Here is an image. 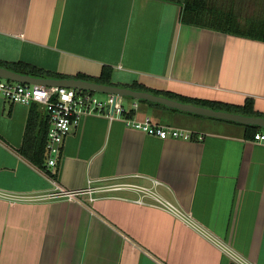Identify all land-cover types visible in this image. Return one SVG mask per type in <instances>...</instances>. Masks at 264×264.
I'll use <instances>...</instances> for the list:
<instances>
[{
  "label": "crops",
  "instance_id": "crops-1",
  "mask_svg": "<svg viewBox=\"0 0 264 264\" xmlns=\"http://www.w3.org/2000/svg\"><path fill=\"white\" fill-rule=\"evenodd\" d=\"M202 2L191 24L180 19L181 0H0V60L71 75L99 76L110 65L114 83L138 81L233 104L250 97L264 113V40L227 26H249L264 16H243L241 0ZM30 110L31 104L0 97L1 190L152 185L157 178L159 192L196 225L136 202L138 194L130 190L101 192L93 201L87 195L15 202L0 197V264L234 262L207 234L248 264H264V142L245 137L244 127L139 102L134 118L150 116L193 132L191 139H162L122 118L86 113L65 139L56 182L20 152ZM38 111L36 131L47 116L40 106Z\"/></svg>",
  "mask_w": 264,
  "mask_h": 264
},
{
  "label": "built area",
  "instance_id": "built-area-1",
  "mask_svg": "<svg viewBox=\"0 0 264 264\" xmlns=\"http://www.w3.org/2000/svg\"><path fill=\"white\" fill-rule=\"evenodd\" d=\"M0 97L12 103H37L45 110L50 123L46 146V164L53 169L57 167L62 156L66 137L78 125L80 117L86 113H102L110 119L122 118L126 125L162 139H191L193 137V132L189 130L156 123L150 116H145L142 119L127 116L125 114L127 111L125 100L127 98L121 95L107 93L106 98L102 99L96 92L86 89L78 91L75 87L23 83L0 77ZM132 108L134 110L139 108L137 100L132 104ZM252 140L264 142V131H257ZM55 181L57 182V180ZM55 184V188L52 191L44 193H16L0 189V197L15 202L56 198L73 200L80 198L82 195H87L88 200L93 201L96 198V194L101 192L109 193L130 190L138 194V198L135 199L136 202L160 206L183 218L188 223L196 225L174 202L165 198L159 192L158 186L161 184V181L157 178L152 179V185L137 182H110L103 184L89 182L84 188L68 189L59 183ZM207 235L215 239L232 256L234 263L248 264L243 257L221 244L215 237Z\"/></svg>",
  "mask_w": 264,
  "mask_h": 264
},
{
  "label": "trees",
  "instance_id": "trees-1",
  "mask_svg": "<svg viewBox=\"0 0 264 264\" xmlns=\"http://www.w3.org/2000/svg\"><path fill=\"white\" fill-rule=\"evenodd\" d=\"M264 4V0H260ZM183 3V10L181 13V21L185 23H195V17H198L201 15L200 8L206 3L202 2V0H181ZM198 25V24H197ZM200 25V24H199ZM203 26V25H202ZM214 27H220L218 24H214ZM224 26V25H221ZM226 26V25H225ZM224 26V27H225ZM229 28H232L234 34L242 35V36H248L255 39L264 40V18L260 19H253L250 21L249 26H245L243 24H234V25H227ZM210 27V26H208ZM0 65L7 67L10 70H13L20 74H28L34 77H41V78H80L84 80L89 81H95L103 84H109V85H118V86H125L130 87L137 90H145L149 92H153L158 95L167 96L169 98L177 99L179 101L183 102H189L194 103L197 105L207 106L218 110H226L230 112H236L246 115H254V116H264L263 112L258 111L255 108V100L253 98H246L243 104H233L228 102H222V101H216V100H209V99H203V98H195V97H189L182 94H178L172 91L167 90H158L150 88L138 81H134L131 84H119L114 83L112 81V75H113V68L110 65H104L102 68V71L99 76H93L85 73H77L75 75L71 74H64L56 71L47 70L45 68L39 67L35 64L25 62V61H4L0 60ZM129 99L137 100L132 97H126ZM142 103H147L148 105L153 106H163L168 108L166 105L156 102H151L148 100L140 99L138 100ZM38 104L37 103H31V110L30 115L28 118L26 131L24 135V142L21 147L20 152L24 157L29 159L33 164H35L37 167H39L43 172H45L49 177L53 178L54 180H57V168H50L46 164L47 159V137H48V130H49V118L47 116H42L40 118V122L38 125V131H36V123L34 119L37 116L39 118V111H38ZM173 110H178L173 108ZM127 116L134 115V109L130 108L127 109L125 112ZM227 122H231L234 124H238L242 127H244V136L248 139H253L254 134L257 131H264V127L258 126V125H249V124H241L234 121L224 120ZM193 138V137H192Z\"/></svg>",
  "mask_w": 264,
  "mask_h": 264
},
{
  "label": "water",
  "instance_id": "water-1",
  "mask_svg": "<svg viewBox=\"0 0 264 264\" xmlns=\"http://www.w3.org/2000/svg\"><path fill=\"white\" fill-rule=\"evenodd\" d=\"M0 77L19 81L23 83L42 84L47 86H68L75 87L78 91L81 89L93 92H103L124 97H132L134 99L148 100L151 102L161 103L168 107L177 108L200 115L216 117L220 119L230 120L241 124L258 125L264 127V116L246 115L226 110H218L207 106L197 105L194 103L183 102L167 96L158 95L145 90H137L130 87L103 84L95 81L84 80L80 78H41L28 74H20L7 67L0 65ZM231 264H236L232 262Z\"/></svg>",
  "mask_w": 264,
  "mask_h": 264
},
{
  "label": "rangeland",
  "instance_id": "rangeland-1",
  "mask_svg": "<svg viewBox=\"0 0 264 264\" xmlns=\"http://www.w3.org/2000/svg\"><path fill=\"white\" fill-rule=\"evenodd\" d=\"M247 5V8L245 7V10L243 11V6L244 5ZM261 4L260 2H258V0H256V3H254L252 0H241V4H240V7H241V14H243V16H247V14L249 15H254L255 16H264V8L261 7ZM212 20V19H211ZM215 24H217L214 20H212ZM97 95L104 99L106 98V95L107 93H103V92H96ZM131 99L127 98L125 100V106H129V103H131L132 101H130ZM130 101V102H129ZM187 130V129H185ZM190 131V130H189Z\"/></svg>",
  "mask_w": 264,
  "mask_h": 264
}]
</instances>
